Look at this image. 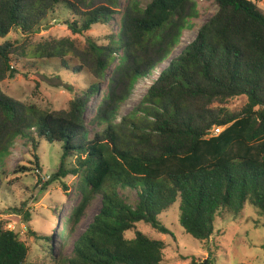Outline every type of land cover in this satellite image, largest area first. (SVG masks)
Wrapping results in <instances>:
<instances>
[{
  "label": "trees",
  "instance_id": "16d2710c",
  "mask_svg": "<svg viewBox=\"0 0 264 264\" xmlns=\"http://www.w3.org/2000/svg\"><path fill=\"white\" fill-rule=\"evenodd\" d=\"M62 1L0 0V67L5 66L10 76L15 73L10 66L12 44L6 39L10 31L25 37L38 32L41 21ZM105 1L108 6L87 12L67 6L79 15V20L68 23L71 31L83 34L112 17L120 0ZM214 2L215 14L172 56L186 26L190 0H150L145 6L139 0H127L118 32L104 46L89 44L99 71L97 78L89 79L86 93L98 92L99 81L118 51L122 55L117 69L129 89L157 74L138 106L120 122L116 114L128 94L116 97L113 89L106 92L92 118L99 126L93 136L86 128L83 102L72 99L69 112L62 115L22 106L0 94L2 119L20 123L0 146V187L8 177L2 170L6 169V144L21 136L34 149L43 142L60 144L57 172L42 189L60 180L59 175L81 179V200L72 209L71 221L64 222L67 231L62 230L60 237L73 233L93 195L101 198L99 211L74 241L72 255L54 259L55 264H161L164 241L150 238L136 226L143 222L159 233L172 234L158 216L176 203L179 225L198 241L213 235L218 216H238L246 205L256 211L264 228V12L250 0ZM63 44L64 40L57 45L30 44L22 53L31 48L27 55L36 58L69 56L83 69L81 56ZM240 96L246 103L238 112L224 106L211 109L215 102L223 104ZM216 127L222 128L220 133L209 135ZM34 156L35 168L23 170L43 168ZM68 157H74L69 169ZM127 188L135 191V200L121 196L119 190ZM133 231L128 238L126 233ZM261 248L264 252V242ZM27 253L20 235L0 222V264H25ZM215 259L209 253L199 263L191 258L190 264H216Z\"/></svg>",
  "mask_w": 264,
  "mask_h": 264
},
{
  "label": "rangeland",
  "instance_id": "374dc122",
  "mask_svg": "<svg viewBox=\"0 0 264 264\" xmlns=\"http://www.w3.org/2000/svg\"><path fill=\"white\" fill-rule=\"evenodd\" d=\"M139 1L145 6L150 0ZM250 1L264 12V0ZM65 2L54 5L55 10L49 11V15L41 21L42 27L38 32L25 37L20 31H10L6 39L12 44L10 66L15 73L10 76L5 66L0 67V94L19 102L22 106L34 105L40 110L62 115L69 112L72 99L83 102L86 128L90 136H93L98 132L99 126L92 121V118L106 92L113 89L116 97L126 92L128 94L116 114L117 121L120 122L121 118L138 106L157 73L155 71L150 76L140 79L129 89L126 78H123L120 69H117L118 57L122 55V52L118 51L114 53L115 60L105 71L103 80L99 81L98 92L95 95L87 94L86 89L91 82L89 79L97 78L99 71L98 60L90 53L89 44L92 42L104 46L109 37L118 32L121 13L127 0H120L117 10L111 7L116 11L113 12L112 17L105 19L103 24L94 25L83 34L71 31L68 23L79 20V15L68 11L67 6L76 7L80 12H87L98 6H108L107 2L105 0H88L87 4L79 0H65ZM191 6L195 8L192 11H190ZM216 10L217 5L214 0H190L185 9L186 26L181 31L172 56L177 55L194 39L198 28L215 14ZM62 40L65 49H70L75 55L81 56L83 69H80L79 63L71 62L69 56L53 59L36 58L27 55L31 48L22 53V50L28 48L30 44L37 45L47 41L57 45ZM63 62L78 71L77 74L67 70L68 66L65 67ZM245 103L246 98L240 96L223 104L215 102L211 109L217 110L220 106H224L232 112H238ZM15 126L19 128L20 123L18 125V122H6L0 113V146L4 137L15 129ZM31 136L36 140L34 131ZM6 145L8 149L4 161L6 169L2 170L8 173V177L1 181L0 222L4 228L17 232L28 248L25 264H55L54 259L70 257L74 241L100 209V195H93L90 199L73 233L68 236L63 234L60 237L62 230L67 231L64 222L71 221L72 209L81 200L78 189L81 179L71 174L59 175L60 180L42 189L50 179L49 176L57 172L62 153L60 144L47 145L43 142L34 149L30 140L19 136ZM34 154L37 155V160L43 168L39 171L23 170L22 168H35ZM65 162L68 164L67 169L72 168L74 157H68ZM119 192L129 201L136 199L135 191L130 188ZM15 207L21 211L13 213L12 209ZM26 215L29 219H26ZM177 216V203L158 216L160 222L169 228L172 233L170 235L159 233L143 222L136 226V230L150 238L164 241L161 264H190L191 258L199 263L205 260L209 253L216 255V264H264V252L261 248L264 242V228L256 211L249 205L244 206L238 216L228 214L218 216L213 235L205 241H198L186 234L179 225ZM134 231L126 233V236L133 237ZM32 232H35L38 238H35Z\"/></svg>",
  "mask_w": 264,
  "mask_h": 264
},
{
  "label": "built area",
  "instance_id": "2783aa9c",
  "mask_svg": "<svg viewBox=\"0 0 264 264\" xmlns=\"http://www.w3.org/2000/svg\"><path fill=\"white\" fill-rule=\"evenodd\" d=\"M221 130H222L221 127H216V128H213V130H212L210 133H208V134H209V135H210V134H214V135H216V134L220 133Z\"/></svg>",
  "mask_w": 264,
  "mask_h": 264
}]
</instances>
